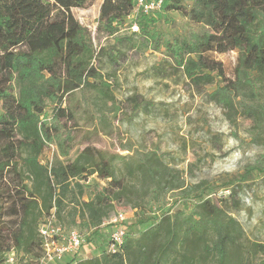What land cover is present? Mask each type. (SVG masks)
<instances>
[{
    "label": "trees",
    "instance_id": "16d2710c",
    "mask_svg": "<svg viewBox=\"0 0 264 264\" xmlns=\"http://www.w3.org/2000/svg\"><path fill=\"white\" fill-rule=\"evenodd\" d=\"M87 1L0 0V264L13 251L23 255L25 264H38L42 257L38 226L50 211L60 218L63 197L84 170L108 181V187L81 204L83 225L95 229L87 240L97 236L103 248L99 255L66 264H264V246L248 241L238 221L203 194L193 196L197 201L188 212L141 217L128 226L120 252H107L108 237L97 230L109 219L112 202L128 200L135 188L117 177L116 161L126 177L141 179L143 196L138 199L147 205L163 201L170 192H180L184 200L191 196L156 152L128 157L86 147L72 162L56 159L50 167L39 162L45 146L66 142L57 127L65 116L59 107L62 99L102 83L92 66L91 40L71 14ZM134 5V0H104L100 25L113 34ZM161 11L158 17L177 12L206 28L192 31L189 38H169L154 29L145 33L161 40L167 56L194 88L213 85L219 78L221 84L207 98L227 120L236 116L249 120L264 151V0H164ZM212 51L237 52L233 79H225L221 63L205 56ZM48 105L55 106L50 119L54 133L47 127ZM60 148V157L66 158L67 151ZM19 159L22 165L17 168ZM253 170L264 173V167L252 166L249 172ZM12 175L19 176L17 185ZM79 182L73 186L82 195ZM137 207L135 203L132 208ZM145 224L150 226L132 231Z\"/></svg>",
    "mask_w": 264,
    "mask_h": 264
},
{
    "label": "rangeland",
    "instance_id": "374dc122",
    "mask_svg": "<svg viewBox=\"0 0 264 264\" xmlns=\"http://www.w3.org/2000/svg\"><path fill=\"white\" fill-rule=\"evenodd\" d=\"M103 1L88 0L82 8L71 9L91 40L95 52L92 66L101 74L102 83L97 81L93 88L62 99L59 107L64 109L65 116L57 127L66 138L60 146L68 155L60 157L61 148L54 143L44 147L39 162L47 167L56 159L72 162L86 147L128 157L156 152L191 196L184 200L180 192H170L163 201L147 205L146 200L138 199L143 196L141 179L126 177L121 163L116 161L117 177L135 188L128 200L112 202L109 218L124 214L130 229L141 217H160L166 211L171 215L177 211L188 212L197 201L193 196L203 194L238 221L248 241L264 246V173L249 172L252 166L264 167V151L261 142L251 133V122L240 116L227 120L223 110L207 98L221 80L217 78L213 85L194 88L167 56L161 40L154 41L145 33L154 29L169 38H189L192 31L201 33L206 28L183 19L177 12L158 17L160 11L147 17L155 23L135 18L130 13L118 23L116 31L109 34L99 21ZM184 3L191 5L190 1ZM134 23L137 30L133 28ZM205 56L221 63L225 79L234 78L236 51L222 54L212 51ZM45 112L47 127L54 133L50 119L55 106L48 105ZM21 165L19 159L17 168ZM6 177L9 180L8 174ZM10 179L17 185L20 178L12 175ZM78 181L83 186L82 195L73 186ZM24 183L30 185V181ZM106 187L108 181L84 170L71 182L63 197V211L60 218L56 216L58 223L65 229H75L87 241L95 229L83 225L81 204ZM132 202L139 205L136 210ZM149 226H134L132 231L137 233ZM97 231L107 236L110 228L103 224ZM87 242L79 255H75L76 259L100 254L101 238L95 236ZM9 255L13 256V264H25L21 253L13 251L6 259ZM73 257L66 256L54 264H66Z\"/></svg>",
    "mask_w": 264,
    "mask_h": 264
},
{
    "label": "built area",
    "instance_id": "2783aa9c",
    "mask_svg": "<svg viewBox=\"0 0 264 264\" xmlns=\"http://www.w3.org/2000/svg\"><path fill=\"white\" fill-rule=\"evenodd\" d=\"M164 0H134V8L131 15L137 17H149L161 11ZM133 28L137 30V24ZM110 231L107 235V252L118 253L124 243L127 234V221L125 215L119 213L109 218L105 223ZM102 224V225H103ZM38 236L41 242L42 257L38 264H54L63 260L66 256H74L76 259L79 251L85 244H89L75 229H65L56 219L54 211L50 213L38 226ZM7 263L13 264V256L9 255Z\"/></svg>",
    "mask_w": 264,
    "mask_h": 264
}]
</instances>
